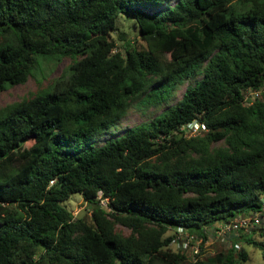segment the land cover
I'll return each mask as SVG.
<instances>
[{
  "label": "trees",
  "instance_id": "trees-1",
  "mask_svg": "<svg viewBox=\"0 0 264 264\" xmlns=\"http://www.w3.org/2000/svg\"><path fill=\"white\" fill-rule=\"evenodd\" d=\"M170 1L0 0V94L72 59L47 88L0 109V264L248 262L235 240L196 263L170 244L179 227L207 239L262 211L264 99L246 105L244 91L264 89V0ZM121 14L136 19L145 47L118 48ZM197 73L176 104L92 144L148 86L160 102L166 84ZM194 120L206 129L186 137ZM73 194L90 218L69 208ZM251 230L238 240L264 259V227Z\"/></svg>",
  "mask_w": 264,
  "mask_h": 264
},
{
  "label": "rangeland",
  "instance_id": "rangeland-1",
  "mask_svg": "<svg viewBox=\"0 0 264 264\" xmlns=\"http://www.w3.org/2000/svg\"><path fill=\"white\" fill-rule=\"evenodd\" d=\"M176 2L177 0H172L169 3H166V5H174ZM135 22L136 19L134 17H130L125 14H121L117 17V27L119 28V31L112 33V36L114 37L119 49H121L128 40L134 42L138 47L146 46V42L141 38L139 28L135 25ZM120 31H124L126 33L124 39L120 35ZM71 62V58H65L58 64L55 61L45 62L42 66V71H40L39 68L35 69L34 74L29 77V80L25 84L12 86L0 94V109L11 103L29 99L33 95L41 92L42 90L47 88V86L52 83L54 79L59 77ZM202 77L203 75L201 73H197L190 79L186 80L184 83L166 84L165 91L163 93H161V91L159 90L158 95L160 97H164V99H161L160 102L150 100L149 91L153 88V86H148L143 93L133 98L127 114L119 121V123L103 132L99 131L92 139V144L100 146L105 143V141L111 138L121 136L129 128L135 127L144 122H149L155 116L161 114L164 110L176 104L184 95L187 87L193 86L196 81L200 80ZM156 83L157 81H155L154 84L157 85ZM261 98L264 99V89H262ZM85 142L86 141L82 142L84 146ZM88 146L89 144L85 147L88 148ZM101 205L106 206L104 204ZM68 206L77 216L85 215L87 218H90L92 214V207L90 206V204L78 194L72 195L71 199L68 201ZM261 227H264V213L261 218L260 228ZM251 229L253 230V227ZM115 230L123 236H129L132 234V230L130 228H127L120 224L115 225ZM171 232L172 231L169 230L167 234L171 235ZM241 232L242 230L230 235L228 237L227 243L219 245L221 246L220 249H229L230 245L232 244V240L236 241L240 237ZM263 240L264 239L261 238V241ZM217 245L218 244L213 245V252L210 253L209 256L217 251ZM241 245L249 255V260L246 264H264L262 254L263 251L261 247L256 246L254 243H248L247 241H244ZM171 246L173 248H177V245L174 243L171 244ZM239 248L240 247H238V249ZM206 256H208V254Z\"/></svg>",
  "mask_w": 264,
  "mask_h": 264
},
{
  "label": "built area",
  "instance_id": "built-area-1",
  "mask_svg": "<svg viewBox=\"0 0 264 264\" xmlns=\"http://www.w3.org/2000/svg\"><path fill=\"white\" fill-rule=\"evenodd\" d=\"M262 89L256 90L249 88L244 91V103L251 105L255 99L261 97ZM206 125L203 122L194 120L184 125L181 130L186 137H193L205 131ZM54 181H52L53 183ZM262 211L240 215L227 224H219L212 238H203L195 233H190L188 229L179 227L173 233V243L177 245L181 254L186 256L189 263H196L202 260L207 254L213 252L215 242L227 243L228 237L240 230L249 231L252 227L261 223L262 213L264 212V197H262ZM101 203L107 205L108 199H101ZM240 245H236L239 247Z\"/></svg>",
  "mask_w": 264,
  "mask_h": 264
},
{
  "label": "crops",
  "instance_id": "crops-1",
  "mask_svg": "<svg viewBox=\"0 0 264 264\" xmlns=\"http://www.w3.org/2000/svg\"><path fill=\"white\" fill-rule=\"evenodd\" d=\"M246 232H248V231H246ZM238 240V239H237ZM236 240V245H241L244 241H241V240H239V241H237ZM242 246V245H241Z\"/></svg>",
  "mask_w": 264,
  "mask_h": 264
},
{
  "label": "clouds",
  "instance_id": "clouds-1",
  "mask_svg": "<svg viewBox=\"0 0 264 264\" xmlns=\"http://www.w3.org/2000/svg\"><path fill=\"white\" fill-rule=\"evenodd\" d=\"M171 244H173V242H172ZM171 244H170V247H172ZM172 248H173V247H172ZM173 249H174V250H178V248H173Z\"/></svg>",
  "mask_w": 264,
  "mask_h": 264
}]
</instances>
